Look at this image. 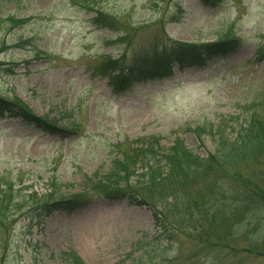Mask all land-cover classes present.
Returning a JSON list of instances; mask_svg holds the SVG:
<instances>
[{
    "label": "rangeland",
    "instance_id": "rangeland-1",
    "mask_svg": "<svg viewBox=\"0 0 264 264\" xmlns=\"http://www.w3.org/2000/svg\"><path fill=\"white\" fill-rule=\"evenodd\" d=\"M204 1L0 0V97L19 99L35 116L68 127L48 134L4 115L0 178L28 192L42 193L54 181L65 195L88 193L71 211L40 219L10 215L15 221L0 232V264H58L67 249L84 264H264V256L247 252L249 235L230 240L231 248L202 246L188 229L161 235L146 207L89 189L107 181L113 161L132 150L152 149L162 164V152L178 142L206 157L214 153L218 125L228 134L252 113L264 88V57L257 54L264 0ZM96 11L112 17L114 28L94 24ZM224 37L239 43L223 56L205 52L204 45ZM177 42L199 51L162 55ZM144 52L158 57H136ZM109 55L125 59L123 66L140 71L143 81L134 76L128 88L114 89L93 72ZM149 66L159 73L145 80L141 68ZM137 160L136 166L144 163L143 155ZM260 213L258 222L247 218L239 229L264 232ZM224 226L211 227L214 240Z\"/></svg>",
    "mask_w": 264,
    "mask_h": 264
},
{
    "label": "trees",
    "instance_id": "trees-1",
    "mask_svg": "<svg viewBox=\"0 0 264 264\" xmlns=\"http://www.w3.org/2000/svg\"><path fill=\"white\" fill-rule=\"evenodd\" d=\"M201 2L206 5L204 0ZM9 20L12 25H18L15 18ZM92 22L107 29L114 28L115 23L112 17L99 11L95 12ZM238 43L237 38H219L204 45V50L208 53L219 52L223 56L232 45ZM173 44L169 47L171 50L162 52L163 56L174 59L169 55L172 50L176 54L189 49L199 51L195 44ZM257 54L264 57V36L262 48ZM156 56L145 52L136 54V57L145 59ZM124 61L121 57L109 55L93 72L108 77L109 83L117 91L128 88L134 76H137L135 81H143L140 71L135 74L134 68L123 66ZM141 70L147 72L145 80L157 77L159 73L158 68L152 69L150 66ZM251 108L252 113L237 126L238 129L232 128L230 134L220 130L221 125L217 126L213 132L216 133L214 153L201 157L176 142L162 152L164 161L159 164L155 161L157 155L154 150H132L130 155L124 153L121 160L113 161L107 181L91 183L89 189L101 190L102 196L107 199L122 198L131 205L146 207L161 235L169 233L170 236V233L175 232L181 234L188 229L196 233L194 239L202 246L215 244L226 248H231L230 240L249 235L253 237V243L247 252L264 256L263 230L255 228L243 232V229H239L247 218L256 217L258 222L260 210L263 211L261 218L264 219V88L252 100ZM4 115L34 124L48 134L68 130V127L62 128L35 116L19 99L0 97V119ZM195 131L204 132L200 126H196ZM142 155L144 163L136 166L139 160L137 157ZM143 168L145 173L136 174L138 169ZM134 176L137 180L131 181ZM14 187L15 182L11 179L0 178V232H5L7 222L12 220L8 219L10 215L24 212L30 219H40L57 210L71 211L87 202V192L65 195L62 193L63 184L54 181L49 184L47 181L42 193L33 190L28 192L29 188L26 187ZM186 221L191 222V226L183 223ZM221 225H225L226 233L216 235L220 239L214 240V229L211 227ZM237 234L240 237H236ZM56 259L58 264H84L73 249L60 252Z\"/></svg>",
    "mask_w": 264,
    "mask_h": 264
}]
</instances>
